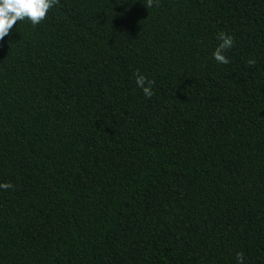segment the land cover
<instances>
[{
	"label": "trees",
	"instance_id": "obj_1",
	"mask_svg": "<svg viewBox=\"0 0 264 264\" xmlns=\"http://www.w3.org/2000/svg\"><path fill=\"white\" fill-rule=\"evenodd\" d=\"M5 182L0 264H264V0H58L17 21Z\"/></svg>",
	"mask_w": 264,
	"mask_h": 264
},
{
	"label": "clouds",
	"instance_id": "obj_2",
	"mask_svg": "<svg viewBox=\"0 0 264 264\" xmlns=\"http://www.w3.org/2000/svg\"><path fill=\"white\" fill-rule=\"evenodd\" d=\"M58 0H0V39L7 36L13 25L17 21H27L32 26L39 24L46 16L49 9L56 6ZM147 6L151 7L153 0H146ZM217 39L220 43L212 53V59L221 65L229 63L224 54L233 47V38L225 33H219ZM248 63L255 64V60L250 59ZM152 81L139 73H136L135 84L144 95L150 99L153 96ZM14 186L11 183H0V191H7ZM236 264H244L243 253H237L235 256Z\"/></svg>",
	"mask_w": 264,
	"mask_h": 264
}]
</instances>
